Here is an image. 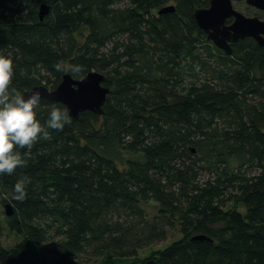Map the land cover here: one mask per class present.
Here are the masks:
<instances>
[{
	"label": "trees",
	"instance_id": "16d2710c",
	"mask_svg": "<svg viewBox=\"0 0 264 264\" xmlns=\"http://www.w3.org/2000/svg\"><path fill=\"white\" fill-rule=\"evenodd\" d=\"M208 6L0 0L10 90H53L90 72L110 90L102 114L49 129L25 166L0 175V264H143L139 252L171 230L180 238L152 255L158 264H264V47L248 37L226 55L194 18ZM61 60L83 71H57ZM52 105L65 107L40 101L42 124ZM6 230L20 237L10 247Z\"/></svg>",
	"mask_w": 264,
	"mask_h": 264
},
{
	"label": "water",
	"instance_id": "95a60500",
	"mask_svg": "<svg viewBox=\"0 0 264 264\" xmlns=\"http://www.w3.org/2000/svg\"><path fill=\"white\" fill-rule=\"evenodd\" d=\"M236 0H209V6L199 8L194 12V18L200 30L216 47L226 55L231 54V44L245 38H253L264 47V20L257 16H246L233 6ZM248 6L264 11V0H245ZM174 6H167L161 13L174 12ZM48 12L47 5H41L39 17L42 19ZM231 21V22H230ZM104 77L96 72H90L82 79H73L65 74L60 84L53 90L45 86H35L24 92L25 97L33 92H39L42 100L59 102L70 110L71 118L77 119L80 113L90 111L103 113V106L110 90L102 85ZM6 215L14 210L5 206ZM193 239L206 240L205 236H195ZM143 264H158L155 260H146Z\"/></svg>",
	"mask_w": 264,
	"mask_h": 264
},
{
	"label": "clouds",
	"instance_id": "9594fccd",
	"mask_svg": "<svg viewBox=\"0 0 264 264\" xmlns=\"http://www.w3.org/2000/svg\"><path fill=\"white\" fill-rule=\"evenodd\" d=\"M57 71L70 72L74 76L83 71L82 67L67 64L63 60L54 65ZM14 76L12 54L0 51V175H12L18 167L25 166L33 146L40 139H50L49 129L62 131L71 123L70 110L52 105L46 124L37 119L41 94L33 92L27 97L10 86ZM19 149H27L23 154ZM31 183L27 175L21 176L14 185L13 198L23 201L26 186Z\"/></svg>",
	"mask_w": 264,
	"mask_h": 264
},
{
	"label": "rangeland",
	"instance_id": "374dc122",
	"mask_svg": "<svg viewBox=\"0 0 264 264\" xmlns=\"http://www.w3.org/2000/svg\"><path fill=\"white\" fill-rule=\"evenodd\" d=\"M233 6L238 11L242 12L246 16H257L260 19L264 20V11L257 10L254 7L248 6L245 2V0H236L233 1ZM144 208L147 210L148 214L151 216L155 213V209L153 207L152 203L145 204ZM1 208H0V220L2 221L3 218L1 216ZM180 238V235L178 231L171 230L169 232V236L167 240L157 243L155 245H152L148 248H145L139 252V257L145 260L151 259L152 255L159 249H163L173 243L174 241L178 240ZM20 240L19 236H16L14 234L9 233L7 230L5 231V235L2 238V243L6 247H10L14 245L17 241Z\"/></svg>",
	"mask_w": 264,
	"mask_h": 264
}]
</instances>
